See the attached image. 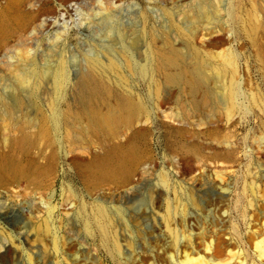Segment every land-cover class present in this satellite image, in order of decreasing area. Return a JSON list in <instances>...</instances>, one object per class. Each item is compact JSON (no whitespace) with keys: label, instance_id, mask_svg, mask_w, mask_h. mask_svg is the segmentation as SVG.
I'll use <instances>...</instances> for the list:
<instances>
[{"label":"rangeland","instance_id":"374dc122","mask_svg":"<svg viewBox=\"0 0 264 264\" xmlns=\"http://www.w3.org/2000/svg\"><path fill=\"white\" fill-rule=\"evenodd\" d=\"M17 1L0 0V181L12 191L0 192V264H120L97 202L122 264H264V0ZM202 2L215 15L197 24L188 13ZM166 38L208 66L203 90L128 70L114 85L142 105L134 120L79 132L66 114L90 61L124 65L129 46L142 65ZM228 58L236 72H219Z\"/></svg>","mask_w":264,"mask_h":264},{"label":"bare ground","instance_id":"6f19581e","mask_svg":"<svg viewBox=\"0 0 264 264\" xmlns=\"http://www.w3.org/2000/svg\"><path fill=\"white\" fill-rule=\"evenodd\" d=\"M8 1V9L12 10L16 8L18 3L17 0ZM30 1L32 0H27V2ZM186 5L188 6V4ZM179 8H184V5H180ZM188 15L190 19L196 21L195 23L200 24L212 20L215 13L205 2H202L200 5L193 8ZM252 32L253 34L256 33L255 27H252ZM191 34L193 36L195 33L191 32ZM166 39L164 46L160 48L156 47L153 41L152 45L146 50L147 56L145 64L142 65L136 62L131 54L133 47L129 46L124 47V51L127 55V61L124 65L116 59L109 60L106 64L95 59L90 61L88 69L84 70L85 72L79 78L75 88L74 101L77 111L66 114L68 119L72 120L74 127L81 125L78 129L79 132L101 136L116 132L121 126L129 125L134 120L135 116L142 109V105L140 102L136 101L131 94L117 91L114 85V83H116L122 86V84L124 85L127 83L126 71L128 70L135 71V69H138L142 76L150 78L151 80L154 79L155 74L163 75L167 83H185L189 85L194 93L203 90L207 78L206 68L208 66L199 60H197L195 64H191L188 56L175 48L168 38ZM143 61L144 60L141 62ZM227 69H230L233 73L236 72L231 58L227 59L219 72L224 73ZM33 75L35 78H40L38 72H34ZM20 78L23 84H27L28 76L26 74L21 75ZM66 79L67 71L64 64L61 63L59 72L55 78V86L58 90L64 87ZM33 95L34 97L37 96L36 89L33 90ZM209 96L210 93L207 92L204 98L205 101L202 103L207 104L210 101ZM113 99L116 100L115 104L111 101ZM195 106L198 107L199 105ZM68 109L71 110V106H68ZM11 110L12 112L14 111L12 108ZM56 116L57 114H54L53 121L55 124L57 122ZM38 134L41 137H45L48 134L47 123L42 122L39 124ZM25 143L26 142L22 139L17 140L18 146H23ZM165 183H167V181H165ZM8 186L9 184L0 181V192L4 194L6 199H9L12 195V191ZM117 212L123 215L122 210L118 209ZM95 213L96 223L98 224L102 240L104 242H112V253L120 257V264H122V247L119 243L118 236L113 232L115 221L112 219L109 209L103 203L97 202ZM169 213H173L172 209L169 210ZM255 248L257 252L264 257V240L257 243ZM211 251L212 247L210 245L207 248V252ZM3 258L4 260L6 259L5 257ZM185 258L186 260L183 264H208L202 258L192 259L189 258L188 255L185 256Z\"/></svg>","mask_w":264,"mask_h":264}]
</instances>
